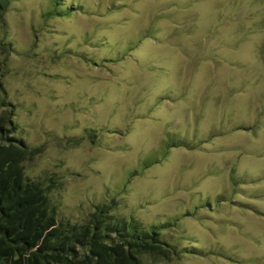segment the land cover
Masks as SVG:
<instances>
[{
	"label": "rangeland",
	"instance_id": "obj_1",
	"mask_svg": "<svg viewBox=\"0 0 264 264\" xmlns=\"http://www.w3.org/2000/svg\"><path fill=\"white\" fill-rule=\"evenodd\" d=\"M0 3L13 135L58 218L112 198L168 222L176 253L139 264H264V0Z\"/></svg>",
	"mask_w": 264,
	"mask_h": 264
},
{
	"label": "trees",
	"instance_id": "obj_2",
	"mask_svg": "<svg viewBox=\"0 0 264 264\" xmlns=\"http://www.w3.org/2000/svg\"><path fill=\"white\" fill-rule=\"evenodd\" d=\"M0 92V264H139L144 255L176 253L161 234L167 221L142 224L113 214L112 198L95 204L82 223L58 218L51 186L24 171L35 151L13 135V104L1 84Z\"/></svg>",
	"mask_w": 264,
	"mask_h": 264
}]
</instances>
